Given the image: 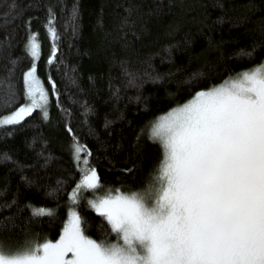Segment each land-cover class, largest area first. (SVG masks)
I'll return each instance as SVG.
<instances>
[{"label":"trees","instance_id":"obj_1","mask_svg":"<svg viewBox=\"0 0 264 264\" xmlns=\"http://www.w3.org/2000/svg\"><path fill=\"white\" fill-rule=\"evenodd\" d=\"M33 34L47 117L0 128V241L13 248L61 235L83 179L77 142L92 153L96 192L142 189L161 158L147 126L264 61V0H0V118L28 101ZM41 207L54 214L34 217ZM76 210L103 238L108 225L84 199Z\"/></svg>","mask_w":264,"mask_h":264},{"label":"snow or ice","instance_id":"obj_2","mask_svg":"<svg viewBox=\"0 0 264 264\" xmlns=\"http://www.w3.org/2000/svg\"><path fill=\"white\" fill-rule=\"evenodd\" d=\"M25 48L39 57L36 35ZM24 84L29 102L0 118V128L21 124L36 109L47 117L48 92L35 64ZM147 135L161 158L145 186L92 199L81 193L100 189V177L89 165L91 151L75 143L83 179L71 192L61 235L16 248L0 241V264H264V61L197 91L152 121ZM81 199L108 225L103 238L86 234L76 210ZM32 214L54 213L41 207Z\"/></svg>","mask_w":264,"mask_h":264},{"label":"rangeland","instance_id":"obj_3","mask_svg":"<svg viewBox=\"0 0 264 264\" xmlns=\"http://www.w3.org/2000/svg\"><path fill=\"white\" fill-rule=\"evenodd\" d=\"M37 42H38V41H37ZM37 60H38V59H37ZM37 60H36V59H35V60L33 59L35 66H36V62H37ZM37 76H38V74H37ZM38 78L42 81V79H41L39 76H38ZM42 84H43V87L45 88V90L47 91L46 86H45V84H44L43 81H42ZM47 92H48V91H47ZM48 96H49V95H48ZM28 102H29V101H27L26 103H28ZM26 103H25V104H26ZM25 104H24V105H25ZM36 110H39V111H42V112H43L45 109H36ZM34 111H35V110H34ZM34 111H33V112H34ZM46 111H48V103H47V105H46ZM33 112H32V113H33ZM8 115H9V114H8ZM1 118H3V116H2ZM25 118H26V117H25ZM92 191H93V190H92ZM93 192H94L93 197H98V196H101V195H104V194H105V193H103V192H102V193H99V192H96V191H93ZM113 194H114V193H113ZM69 255H71V254H69Z\"/></svg>","mask_w":264,"mask_h":264}]
</instances>
